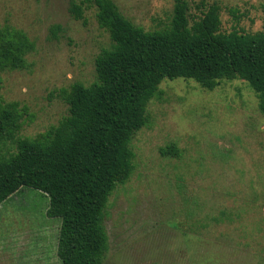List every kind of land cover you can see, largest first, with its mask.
I'll return each instance as SVG.
<instances>
[{"label": "rangeland", "instance_id": "374dc122", "mask_svg": "<svg viewBox=\"0 0 264 264\" xmlns=\"http://www.w3.org/2000/svg\"><path fill=\"white\" fill-rule=\"evenodd\" d=\"M72 1L83 3L86 23L75 19ZM114 1L146 30L171 23L175 0ZM187 1L190 15L202 3L219 4L224 32L264 24V0ZM96 12L90 0H0V27L21 29L35 43L26 69L0 73V96L33 115L19 137H36L68 115L61 88L97 81L96 56L113 42ZM147 111L130 143L134 172L105 209L103 264H264V115L254 89L239 78L211 90L165 78ZM173 142L181 155L163 156ZM15 150L8 142L3 153ZM48 206V195L33 187L0 205V264H63L61 221Z\"/></svg>", "mask_w": 264, "mask_h": 264}, {"label": "trees", "instance_id": "16d2710c", "mask_svg": "<svg viewBox=\"0 0 264 264\" xmlns=\"http://www.w3.org/2000/svg\"><path fill=\"white\" fill-rule=\"evenodd\" d=\"M90 1L113 43L96 56V82L59 90L68 115L36 137H19L33 115L0 96V205L23 187L48 195L47 215L61 221L57 255L63 264H103L109 250L105 209L134 172L130 143L147 124L148 104L163 79H194L210 90L222 80L244 79L264 115V24L256 32H224L219 4L202 3L200 14L190 15L188 1L175 0L170 25L146 30L114 0ZM84 9L72 1L75 19L86 23ZM34 49L25 31L0 27V73L26 69ZM8 142L16 150L3 153ZM161 154L178 157L181 150L173 142Z\"/></svg>", "mask_w": 264, "mask_h": 264}]
</instances>
